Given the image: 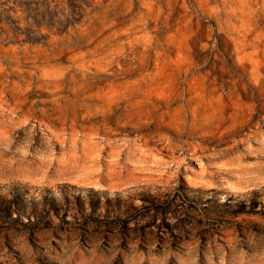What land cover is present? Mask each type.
<instances>
[{"label": "rangeland", "instance_id": "374dc122", "mask_svg": "<svg viewBox=\"0 0 264 264\" xmlns=\"http://www.w3.org/2000/svg\"><path fill=\"white\" fill-rule=\"evenodd\" d=\"M0 264H264V0H0Z\"/></svg>", "mask_w": 264, "mask_h": 264}, {"label": "trees", "instance_id": "16d2710c", "mask_svg": "<svg viewBox=\"0 0 264 264\" xmlns=\"http://www.w3.org/2000/svg\"><path fill=\"white\" fill-rule=\"evenodd\" d=\"M108 193V192H105ZM117 195H119V192H116ZM92 201V205L95 206L96 202L94 200ZM117 202H118V206L122 207V206H128L129 204H135V202L133 200H125L121 197H117Z\"/></svg>", "mask_w": 264, "mask_h": 264}]
</instances>
